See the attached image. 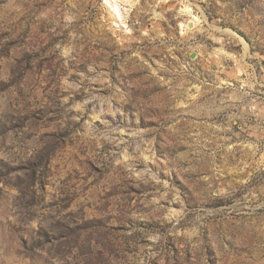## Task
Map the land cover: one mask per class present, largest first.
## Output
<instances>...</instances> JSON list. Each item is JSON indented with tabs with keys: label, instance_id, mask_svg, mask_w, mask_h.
Listing matches in <instances>:
<instances>
[{
	"label": "rangeland",
	"instance_id": "obj_1",
	"mask_svg": "<svg viewBox=\"0 0 264 264\" xmlns=\"http://www.w3.org/2000/svg\"><path fill=\"white\" fill-rule=\"evenodd\" d=\"M0 264H264V0H0Z\"/></svg>",
	"mask_w": 264,
	"mask_h": 264
}]
</instances>
